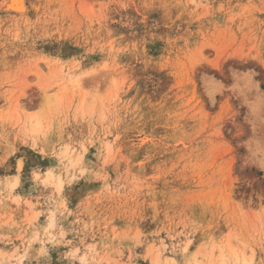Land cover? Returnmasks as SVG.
<instances>
[{
  "label": "rangeland",
  "instance_id": "rangeland-1",
  "mask_svg": "<svg viewBox=\"0 0 264 264\" xmlns=\"http://www.w3.org/2000/svg\"><path fill=\"white\" fill-rule=\"evenodd\" d=\"M14 1L0 264H264V0Z\"/></svg>",
  "mask_w": 264,
  "mask_h": 264
},
{
  "label": "bare ground",
  "instance_id": "bare-ground-1",
  "mask_svg": "<svg viewBox=\"0 0 264 264\" xmlns=\"http://www.w3.org/2000/svg\"><path fill=\"white\" fill-rule=\"evenodd\" d=\"M15 3L18 4L19 7H20V5H21V8H23V7H22L23 5H22V1H21V0H15V1H14V4H15ZM11 4H12V3H11ZM11 4H10V5H11ZM18 6H16V7L18 8ZM12 7H13V8H16L15 5L12 6ZM21 8H20V9H21ZM18 9H19V8H18ZM23 9H24V8H23ZM17 12H20V11H17Z\"/></svg>",
  "mask_w": 264,
  "mask_h": 264
}]
</instances>
